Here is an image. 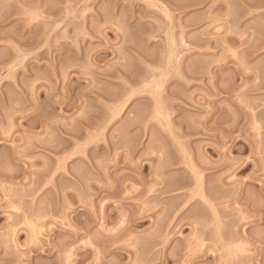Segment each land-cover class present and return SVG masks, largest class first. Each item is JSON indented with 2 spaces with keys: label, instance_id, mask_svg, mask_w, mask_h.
Segmentation results:
<instances>
[{
  "label": "rangeland",
  "instance_id": "obj_1",
  "mask_svg": "<svg viewBox=\"0 0 264 264\" xmlns=\"http://www.w3.org/2000/svg\"><path fill=\"white\" fill-rule=\"evenodd\" d=\"M0 264H264V0H0Z\"/></svg>",
  "mask_w": 264,
  "mask_h": 264
}]
</instances>
